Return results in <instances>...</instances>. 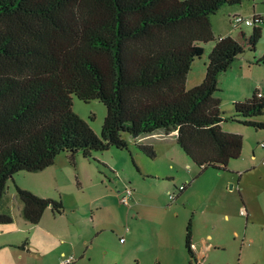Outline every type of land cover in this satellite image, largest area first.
<instances>
[{"label":"trees","instance_id":"1","mask_svg":"<svg viewBox=\"0 0 264 264\" xmlns=\"http://www.w3.org/2000/svg\"><path fill=\"white\" fill-rule=\"evenodd\" d=\"M248 0H0V205L20 171L38 172L70 152L129 149L140 138L177 132V144L200 168L228 171L244 149L242 135L224 130L220 77L247 50L257 51L262 22L242 41L216 36L211 17ZM215 43L201 83L187 89L189 73ZM264 62V58L258 60ZM73 96L107 108L101 136L73 111ZM231 121L264 130V98L234 103ZM138 149L157 158L153 145ZM134 161V160H133ZM21 216L39 224L62 200L16 186ZM186 248L193 257L192 224ZM13 222L0 209V224ZM27 243L19 247L26 248Z\"/></svg>","mask_w":264,"mask_h":264},{"label":"rangeland","instance_id":"2","mask_svg":"<svg viewBox=\"0 0 264 264\" xmlns=\"http://www.w3.org/2000/svg\"><path fill=\"white\" fill-rule=\"evenodd\" d=\"M254 12L264 16V0L222 7L211 17L215 35H232L243 42L241 31L249 35L253 27L235 30L230 17L234 13L250 17ZM262 29L257 51L247 50L228 74L221 75L219 86L222 90L216 94L222 99L221 110L228 119L224 130L239 133L244 138L242 156L230 164L229 172L209 168L199 174L200 168L175 141L156 147V159L140 152L137 160L132 150L133 147L138 149L136 143H129V149L93 152L91 159L78 153L75 165L65 153L61 154L47 169L20 171L8 181L4 204L12 213L13 222L3 224L9 233L0 237V245L6 247L0 249V264H57L59 256L63 255L74 256L75 264H135L139 260L144 264H158L155 256L160 247L167 239L177 236L178 229L181 239L185 223L192 215L193 225L196 221L204 236L211 235L213 243L224 227L232 226L244 232L246 218L239 210L228 211L230 220H226L224 211L219 209L215 215L205 214V211L219 206L227 195L264 192V149L258 145L264 140V130L231 121L235 115L233 101L244 99L256 85L261 87L264 82V62H257L264 56V24ZM202 45L206 52L195 61L188 76V88L199 83L206 73L205 64L214 44ZM73 111L101 136L107 115L102 102H85L73 96ZM258 119L264 121V114ZM103 160L118 164V175ZM239 169L249 170L242 181L237 174ZM183 184L188 186L185 190L189 196L187 207L179 200L168 203L169 192L176 193V188ZM128 185L135 190V201L130 209L119 199V192ZM16 186L44 198L61 199L64 213L54 214L49 207L39 224H31L21 216L22 203L17 197ZM257 233L264 246V227ZM13 241L17 243L15 247L8 244ZM25 242L26 248H20ZM225 249L213 264H237L242 259L241 237L229 234ZM134 257L137 258L134 260ZM243 264H264V254L257 253V258L251 256Z\"/></svg>","mask_w":264,"mask_h":264},{"label":"crops","instance_id":"3","mask_svg":"<svg viewBox=\"0 0 264 264\" xmlns=\"http://www.w3.org/2000/svg\"><path fill=\"white\" fill-rule=\"evenodd\" d=\"M234 14H240V13H234ZM253 14H257V13L254 12ZM212 24H213V22H212ZM217 36H222V35H217ZM222 37H224V36H222ZM213 44L215 45V43H213ZM214 45H213V47H214ZM262 58H264V56ZM262 58H260V59H262ZM232 69H233V67L231 69H229L225 73V75L228 74ZM203 79H204V77L202 78V80ZM201 81L199 83H201ZM199 83H196L195 85H197ZM194 86H192V87H194ZM192 87H189V88L187 87V89H190ZM254 93H261V94H263V98H264V82H262L261 87L259 85H256L250 91L248 96L245 97L244 99H242V100L236 99L233 102L236 103L239 101H243V100L251 97ZM258 121H261V120L258 119ZM261 122H264V121H261ZM224 125H225V123H223V128H224ZM229 132L235 133L233 131H229ZM237 134H239V133H237ZM125 138L129 141V143L153 145L154 148H156L159 145H165V144L168 145L169 141H175L177 143V132H173L170 135H167L166 133L164 134L162 132H158L156 134L145 136V137H140V138H133V137L128 135ZM262 141H264V140H262ZM259 143H258V145H259ZM132 150L136 156V159L138 160V155H140L139 153L141 151L138 150L136 147H133ZM167 152L170 154V151H167ZM62 154H64V153H62ZM65 154L67 155V157H70V155H71L70 152H66ZM170 156H171L172 160H175V158L172 157V155H170ZM236 160H238V159H236ZM233 161H235V160H232L230 162V164L233 163ZM102 162H104V164H106V166L110 170H112L113 172H115L116 175H118V172H119L117 169L118 164L107 163L105 160H103ZM230 164L228 167V172L230 171L229 170ZM171 168H173L172 165H171ZM248 171L249 170H245V169H243V170L239 169V171H237V174L241 177V181H242L245 173H247ZM177 188H176V190H177ZM169 193H171V192H169ZM173 193H175V192H173ZM119 194H120V192H119ZM176 195H177V197L174 200L169 198L168 203H175L177 200H179L180 204L185 206V208H186L187 204L189 203L188 192H185V191L178 192ZM211 197H212V195H210L209 199ZM205 198H206V195L203 197V199H205ZM4 200H5V198H4ZM4 200L0 205V209H4L5 207H7L4 204ZM155 201H157V200L155 199ZM176 205H177V207H179L178 203H176ZM217 209H219L220 212L224 211L223 213L225 214L226 220H228L230 218L228 211L239 210L242 217L246 218V226H245L244 232L240 233L237 229L233 228L232 226L224 227L221 229L216 243H213L210 240V239H212L211 235L204 236L201 227H198V225H196V221H194V225L192 224V248H193V253H194L193 257H192L186 248V230H187V225L189 223V221H187L185 223L184 232H182L183 237L181 239H180L181 230L178 229V231L176 232L177 236H174L172 238L167 239L165 245L160 247V251L155 256L156 260L158 261V264H213L216 257L218 255H221V253L226 250L225 248L227 245V239H228L229 234H232L233 236H236L237 238L241 237V239H242V249H241L242 259H239L237 264H240V260H241V264H243L244 261L246 259H249L251 256H255V258H257V253L264 254V246L261 242L260 235L257 233L259 228L264 227V192H253L250 194H248L246 192H237V194L235 196L227 195V196L222 198V201H220L219 206L214 205L211 208H207V210L205 211V214L215 215L214 213L216 212ZM243 211H244V213H243ZM177 216L179 217L178 213H177ZM193 220H194V218H193ZM211 220H212V218H211ZM211 226H212V224H211ZM3 227H4L3 224H0V237L9 233L6 230V228H3ZM241 234L243 236H241ZM178 236H179V238H178ZM246 240H247V242H246ZM249 241H251V242H249ZM8 244L11 247H15L17 243H15V241H13V242H8ZM0 246H2V245H0ZM3 248H6V247L4 245L2 247H0V249H3ZM63 256H66V255H63ZM63 256H59L57 264H60V259ZM66 257H68V256H66ZM135 258H137V257H134V260H135ZM243 258H244V260H243ZM242 260H243V263H242ZM75 261H76V259H75ZM75 261L72 264H75ZM135 264H144V261L139 260Z\"/></svg>","mask_w":264,"mask_h":264},{"label":"built area","instance_id":"4","mask_svg":"<svg viewBox=\"0 0 264 264\" xmlns=\"http://www.w3.org/2000/svg\"><path fill=\"white\" fill-rule=\"evenodd\" d=\"M232 27L237 29H242L243 27H254L255 25H260L264 22V16L259 14H253L252 16H243L241 14H234L230 18ZM259 97H263V94L258 93ZM259 147L264 149V141L259 143ZM187 184H183L177 188L176 193H169V198L174 200L177 197L178 192H183L187 189ZM120 203L130 209L135 201V190L131 186H126L125 189L119 194ZM244 213V211H243ZM125 239V238H124ZM75 261L74 256H63L60 259V264H72Z\"/></svg>","mask_w":264,"mask_h":264}]
</instances>
